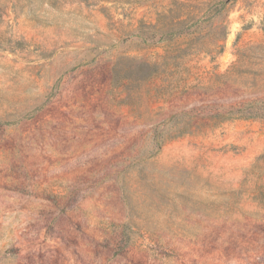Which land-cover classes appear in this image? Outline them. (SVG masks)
<instances>
[{"label": "rangeland", "instance_id": "rangeland-1", "mask_svg": "<svg viewBox=\"0 0 264 264\" xmlns=\"http://www.w3.org/2000/svg\"><path fill=\"white\" fill-rule=\"evenodd\" d=\"M0 264H264V0H0Z\"/></svg>", "mask_w": 264, "mask_h": 264}, {"label": "trees", "instance_id": "trees-1", "mask_svg": "<svg viewBox=\"0 0 264 264\" xmlns=\"http://www.w3.org/2000/svg\"><path fill=\"white\" fill-rule=\"evenodd\" d=\"M138 65L140 66V69L143 71L145 70L146 72V76L147 78H152L157 76V72H158V65L156 63L154 64H150L147 61H140L138 63Z\"/></svg>", "mask_w": 264, "mask_h": 264}]
</instances>
